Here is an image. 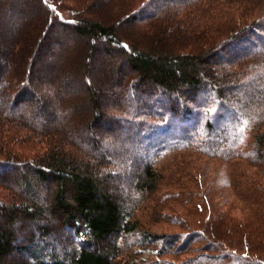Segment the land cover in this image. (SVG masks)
<instances>
[{
    "label": "trees",
    "instance_id": "obj_1",
    "mask_svg": "<svg viewBox=\"0 0 264 264\" xmlns=\"http://www.w3.org/2000/svg\"><path fill=\"white\" fill-rule=\"evenodd\" d=\"M178 151L247 166L181 241L135 216ZM259 181L264 0H0V264H264Z\"/></svg>",
    "mask_w": 264,
    "mask_h": 264
},
{
    "label": "rangeland",
    "instance_id": "obj_2",
    "mask_svg": "<svg viewBox=\"0 0 264 264\" xmlns=\"http://www.w3.org/2000/svg\"><path fill=\"white\" fill-rule=\"evenodd\" d=\"M249 5L254 12L253 14L256 12L255 9H260L259 5L254 1ZM254 16L255 15H253V17ZM219 112L220 109L216 107L211 112H202L199 120L200 122H204L209 118H216ZM116 126H119V124L115 123L113 128ZM131 146L138 150L135 145ZM160 163L163 169V179L158 191L154 195H151L144 205L140 206V210L135 213V216L140 219L142 226L150 231L172 235L177 234L180 241L191 238L193 227H200V221L204 220L205 217L209 215L210 211L208 210V212L199 214L193 204L185 205L184 202H186V199L188 197L189 199H193L194 195L197 197V195L203 194L202 199L206 202L207 196L202 192H205V187L214 183V181H212L213 176H215V178L218 176L216 181L218 184L222 185L232 181V177L230 176L232 172L236 171L241 173L246 171L245 168H247L245 164L240 168H236V166L230 167L229 163L209 159L194 151H178L170 157L166 156L162 158ZM126 166L125 168L129 167V165ZM122 173H124V171ZM258 183L264 185V181H259ZM125 185L127 186V183H125ZM212 193L217 198V200L215 199L216 202L220 204L223 210H227L232 216L238 219L245 218L246 213L240 210L242 206L239 204H232L234 197L229 194L230 191L228 189L225 187H218V189L213 188ZM222 193L224 194L223 196H221ZM1 194L3 195L4 193L0 188V196H2ZM42 197H46L45 191H43ZM194 199L197 200L198 198ZM156 205L157 208L155 209ZM163 214H168V218L164 217ZM180 219L182 221H179ZM181 222L188 225V227L184 229ZM189 246L192 248L191 252L179 253L173 257L174 259L169 258L168 260L178 263L190 257V255L197 254L200 250L199 244H189ZM152 255V251H144L143 253V257L145 258L151 257Z\"/></svg>",
    "mask_w": 264,
    "mask_h": 264
}]
</instances>
